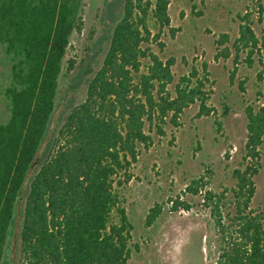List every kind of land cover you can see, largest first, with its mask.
Listing matches in <instances>:
<instances>
[{"label": "trees", "instance_id": "16d2710c", "mask_svg": "<svg viewBox=\"0 0 264 264\" xmlns=\"http://www.w3.org/2000/svg\"><path fill=\"white\" fill-rule=\"evenodd\" d=\"M168 3L123 0L100 66L84 70L83 100L51 130L59 76L71 38L82 30L85 0H0V264L18 213V264H126L139 251L122 191L141 148L152 142L145 127L164 136V126L178 127L193 104L209 114L195 70L178 78L172 96L173 61L150 49L156 43L163 50L162 30L171 37L177 31ZM248 18L239 17L232 50L234 61L244 55L251 65L264 36H255ZM226 41L222 35L217 43ZM244 114V160L255 164L232 173L230 208H223L224 193L202 194L216 237L212 264H264V196L262 209L250 208L264 106H246ZM198 184L187 189L195 194ZM170 205L172 211L190 208L179 199Z\"/></svg>", "mask_w": 264, "mask_h": 264}, {"label": "rangeland", "instance_id": "374dc122", "mask_svg": "<svg viewBox=\"0 0 264 264\" xmlns=\"http://www.w3.org/2000/svg\"><path fill=\"white\" fill-rule=\"evenodd\" d=\"M122 2L85 0L82 30L72 36L59 76L51 130H57L70 108L83 100L84 70L87 65L100 66ZM167 14L170 27L177 30L175 35L162 30L161 52L156 43L150 44L163 61H173L174 81L167 90L173 96L178 78L195 70L207 94L209 114L201 115L199 105L193 104L180 116L178 127L164 126V136L145 127L152 142L141 148L138 162L131 168L132 178L122 191L133 225L132 240L140 247L126 264H212L216 237L202 194L224 193L223 208H230V189L235 183L232 173L256 162L244 160V108L264 106V47L251 56L248 65L244 55L234 61L232 43L238 36L239 17L245 14L255 36H264V0H169ZM150 32L155 35L157 28L150 26ZM222 35L227 41L219 45ZM257 162L250 202L255 210L263 207L264 137ZM192 181L199 182L195 194L187 189ZM176 199L190 208L172 211L170 200ZM157 206L159 212L150 218ZM20 224L18 213L9 228L2 264L19 262Z\"/></svg>", "mask_w": 264, "mask_h": 264}]
</instances>
